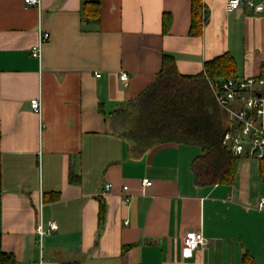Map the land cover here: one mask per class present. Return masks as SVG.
<instances>
[{"label": "crops", "instance_id": "crops-1", "mask_svg": "<svg viewBox=\"0 0 264 264\" xmlns=\"http://www.w3.org/2000/svg\"><path fill=\"white\" fill-rule=\"evenodd\" d=\"M90 1L0 0V252L12 264H242L244 254L264 264L260 162L238 158L231 183H197L201 147L136 155L111 124L156 81L165 54L182 75L226 52L238 76L260 75L264 12L229 11L228 0H99L100 20L88 22ZM41 32L50 38L37 59ZM50 222L58 229L40 239ZM190 231L206 243L184 258Z\"/></svg>", "mask_w": 264, "mask_h": 264}, {"label": "trees", "instance_id": "trees-1", "mask_svg": "<svg viewBox=\"0 0 264 264\" xmlns=\"http://www.w3.org/2000/svg\"><path fill=\"white\" fill-rule=\"evenodd\" d=\"M85 10L86 21L98 22L99 0H91ZM201 10L195 7L191 27L193 34L202 28ZM264 76V62L261 74ZM237 75V61L226 52L205 63L204 71L196 75L177 72L173 56L164 55L163 68L156 79L136 99L111 114L115 133L129 141L131 152L142 155L165 143H182L201 147L202 153L193 162L197 183L214 185L231 183L238 157L224 145L226 117L213 95L210 82ZM264 179V159L260 161ZM75 177L71 181H76ZM105 213L102 203L100 216ZM12 256L0 252V264H12ZM242 264H257L250 254H244Z\"/></svg>", "mask_w": 264, "mask_h": 264}, {"label": "built area", "instance_id": "built-area-1", "mask_svg": "<svg viewBox=\"0 0 264 264\" xmlns=\"http://www.w3.org/2000/svg\"><path fill=\"white\" fill-rule=\"evenodd\" d=\"M26 6L41 7L42 0H24ZM248 7L256 13L264 12V0H228L229 11H236ZM48 33L39 36V42L33 46L31 54L34 58L41 59L42 47L49 40ZM127 74L121 75V80L126 81ZM215 100L226 117L227 130L223 143L235 157L257 160L264 159V76L248 75L235 76L226 79H217L210 82ZM31 107L36 113H41V98L31 100ZM145 186L151 185L148 179L143 180ZM111 189L110 184L105 185V190ZM125 186L123 190H127ZM259 210H264V191L260 197ZM58 226L50 222L48 228L42 223L39 225L38 235L42 239L51 234ZM206 243L202 231L187 232L183 239L182 256L191 258L194 252Z\"/></svg>", "mask_w": 264, "mask_h": 264}]
</instances>
